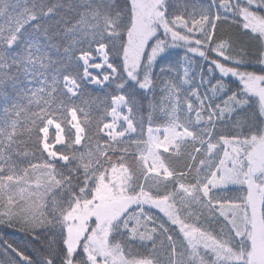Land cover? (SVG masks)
Segmentation results:
<instances>
[{"label": "snow or ice", "instance_id": "obj_1", "mask_svg": "<svg viewBox=\"0 0 264 264\" xmlns=\"http://www.w3.org/2000/svg\"><path fill=\"white\" fill-rule=\"evenodd\" d=\"M0 264H264V0H0Z\"/></svg>", "mask_w": 264, "mask_h": 264}, {"label": "trees", "instance_id": "obj_2", "mask_svg": "<svg viewBox=\"0 0 264 264\" xmlns=\"http://www.w3.org/2000/svg\"><path fill=\"white\" fill-rule=\"evenodd\" d=\"M5 233H7V236H6L7 239L20 242V234L16 233L15 230L0 228V236H4Z\"/></svg>", "mask_w": 264, "mask_h": 264}]
</instances>
